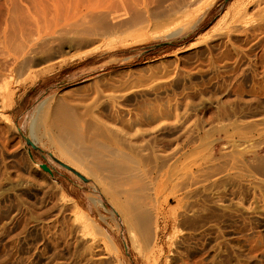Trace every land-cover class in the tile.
Segmentation results:
<instances>
[{"label":"rangeland","instance_id":"obj_1","mask_svg":"<svg viewBox=\"0 0 264 264\" xmlns=\"http://www.w3.org/2000/svg\"><path fill=\"white\" fill-rule=\"evenodd\" d=\"M206 1L0 0V264H264V0Z\"/></svg>","mask_w":264,"mask_h":264},{"label":"bare ground","instance_id":"obj_2","mask_svg":"<svg viewBox=\"0 0 264 264\" xmlns=\"http://www.w3.org/2000/svg\"><path fill=\"white\" fill-rule=\"evenodd\" d=\"M212 1H213V0H208V1L204 2V3L202 2L203 4H201V5L199 6V8H197V9L195 10V12H198V13H199V11H201L202 8H203L204 6H207V5L209 6V5H211ZM106 13H107V12H106ZM193 13H194V12H193ZM198 13H194V14H191V13H190V14H191V15H190L191 17L188 18L189 20L187 19V21H188L189 24H190L192 21H194L195 18H197V14H198ZM100 14H101V13H100ZM187 15H188V14H187ZM185 19H186V18H185ZM178 24H179V23H178ZM175 25H176V24H175ZM186 25H187V24H186ZM191 25H193V24H191ZM191 25H190V26H191ZM101 26H102V25H101ZM106 26H108V25H106ZM113 26H114V25H113ZM180 26H181V24H180ZM182 26L184 27L183 24H182ZM186 27H187V26H186ZM97 28H98V26H97ZM101 28H102V27H101ZM105 28H106V27H105ZM110 28H112V27H110ZM184 28H185V27H184ZM184 28H182V30H181V29H177V31H178V32H179L180 30L183 31ZM169 29H170V28H169ZM103 30H104V29H103ZM170 30H171V29H170ZM174 30H176V29H174ZM174 30H173V31H174ZM165 31H167V30H165ZM177 31H176V32H177ZM178 32H177L176 34H178ZM104 33H105V32H104ZM167 33H168V32H167ZM169 33H171V32H169ZM174 33H175V32H174ZM179 33H180V32H179ZM176 34H175V35H176ZM170 35H171V34H170ZM85 54H87V53H85ZM85 54H84V55H85ZM80 55H81V54H80ZM39 106L42 108L41 105H39ZM40 107L37 108V110H38L39 113H40V109H41ZM63 108H64V107H63ZM60 109H61V108H60ZM58 111H59V108H58ZM58 111L55 110V113L58 112ZM38 112H37V113H38ZM59 112L61 113V112H66V111L60 110ZM52 113H53V112H52ZM37 115H38V114H37ZM37 115H35V116H37ZM39 115H40V114H39ZM63 115L65 116L66 119L63 118V116L61 117L62 119H65V121H64V120H60V121H62V122L64 121V124L62 125V127H63V126H66L67 128H69V129H67V130L70 131V130H71L70 127H71V128H72V127L74 128V126H75L76 123H75V121L72 119V117H70V116L66 117L68 114H65V113H64ZM56 116H57V115H56ZM38 118H39V117H38ZM54 118H57V117H54ZM54 118H53V121H51L50 118H49L48 121H49V122H55V121H54ZM46 119H47V118H46ZM57 119H58V118H57ZM6 120H7V119H6ZM6 120H5V121H6ZM55 120H56V119H55ZM56 121H57V120H56ZM49 122H48L47 124H49ZM62 122H60V123L62 124ZM42 123H45V121L42 122ZM42 123L40 122L41 125H42ZM37 124H38V123H37V121H36L35 118H34V119L32 120V122H31V126H30V132H31V134H32L33 136H35V135H36V132H38V130H37V129H38V125H37ZM40 124H39V125H40ZM47 124H46L45 127H47ZM50 124H51V123H50ZM58 124H59V123H58ZM51 125L54 126V124H51ZM73 125H74V126H73ZM43 126H44V125H43ZM48 127H50V126H48ZM54 127H55V126H54ZM75 127H76V126H75ZM50 128H51V127H50ZM50 128H48V130H49ZM57 128H58V126H57ZM59 128H60V127H59ZM73 128H72V130H73ZM77 128H78V127H77ZM44 129H45V128H44ZM44 129H43V131H44ZM51 129H52V128H51ZM54 129H56V127H55ZM63 129H64L63 131H65V132L67 131L66 128L63 127ZM45 130H47V129H45ZM48 130H47V131H48ZM52 130H53V129H52ZM56 130H57V129H56ZM61 130H62V128L59 129V132H60ZM76 130H77V129H76ZM49 131L52 132L51 130H49ZM49 131H48L47 133H49ZM73 132H74V131H73ZM73 132H72V133H73ZM76 132H77V131H76ZM55 133H57V132H55ZM67 133H68L70 136L72 135L71 132H67ZM67 133H66V134H67ZM70 133H71V134H70ZM51 134H52V133H51ZM53 134H54V131H53ZM53 134H52V136H53ZM59 134H60V133H59ZM62 134H65V133L62 132ZM79 134H80V133H79ZM57 135H58V134H56V136H57ZM60 135H61V134H60ZM74 135H75V133H74ZM65 136H67V135H65ZM72 136H73V135H72ZM77 136H78V134H77ZM67 137H68V136H67ZM75 137H76V135H75ZM68 138H69V137H68ZM71 139H72V137H71ZM76 139H77V141H78V138H76ZM76 139H75L74 141H76ZM64 140H65V139H64ZM72 140H73V139H72ZM70 141H71V140H70ZM61 142H62V141H61ZM71 142H72V141H71ZM69 143H70V142H69ZM69 143H68V145H69ZM70 144H71V143H70ZM71 146H72V145H71ZM64 197H65V196H64ZM67 199H68V198H67ZM142 218H143V217H142ZM138 242H139V241H138ZM139 248H140V247H139Z\"/></svg>","mask_w":264,"mask_h":264},{"label":"water","instance_id":"obj_3","mask_svg":"<svg viewBox=\"0 0 264 264\" xmlns=\"http://www.w3.org/2000/svg\"><path fill=\"white\" fill-rule=\"evenodd\" d=\"M40 167H41L43 170H45V171L51 173V169H50L46 164H40Z\"/></svg>","mask_w":264,"mask_h":264}]
</instances>
